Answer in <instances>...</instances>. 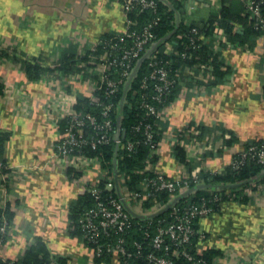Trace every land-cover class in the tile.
<instances>
[{
	"label": "built area",
	"instance_id": "obj_1",
	"mask_svg": "<svg viewBox=\"0 0 264 264\" xmlns=\"http://www.w3.org/2000/svg\"><path fill=\"white\" fill-rule=\"evenodd\" d=\"M111 1L118 3L123 10V31L103 36L93 42L91 48L76 54L74 69L70 73L61 70L62 62L46 65L55 71V81L63 90L58 99L61 108H54L57 114L51 117H55L59 129L51 165L70 179L81 182L82 193L93 198V203L80 211L77 222L81 238L93 250L91 264H108L103 257L109 255L111 258L117 256L121 264H129L133 258L141 259L145 264H177V259L180 264H205L202 242L207 235L199 226L200 222L197 225V220L217 212V207L225 202L241 204L245 196L248 201H263L264 185L253 183L244 187L239 181L228 187L208 185L203 172L226 171L225 168L215 171L209 166L201 169L195 164L196 158L202 160V145L190 133L198 137L201 127L191 123L178 131L173 142L174 149L181 146L189 153L185 161H179L178 174L171 176L159 168L163 144L157 137L166 130L176 86L181 88L182 84H187L200 94L202 71L205 82L214 78L211 66L197 62L193 67H176L173 59L166 55L174 51L187 59L191 56L188 51L201 47L202 40L213 41L214 47L224 43L230 46V41L220 26H215L213 34L207 36L202 33L201 26L191 20L201 0H176L181 8L174 11V20L180 22L184 13L186 17L182 20L190 28L188 51L184 52L176 51L174 37L166 40L171 34L164 39L156 32L161 20L159 2L163 1L171 11L175 8V0ZM261 3L262 0H246L245 14L249 13L255 25L263 30L259 37L264 40ZM147 13L150 14L145 18ZM187 15H190L188 19ZM144 64L146 72L140 78L139 87L133 89V82ZM22 67L24 70V65ZM85 86L89 93L83 91ZM131 91L136 99L129 98ZM8 92L15 94L11 89ZM85 96L100 109L97 113L76 107L80 97ZM24 107L28 111L26 104ZM127 111L136 115L135 121L129 123L130 131L123 125L130 119ZM156 124L162 125L163 130ZM185 135L191 136L190 143L189 138L184 141ZM109 144L115 145L113 166L106 163L104 156L90 152ZM141 145L148 147V153L129 170L123 169L118 163L123 157L120 149H125V155L132 157L139 152ZM172 152L175 154V150ZM251 161L264 164V142L237 148L228 166L239 170ZM16 173L18 170L0 157L2 181L8 185ZM134 177L138 179L134 181ZM208 187L226 189V196L215 193L209 199L201 196L197 202L187 199ZM16 208L10 206L14 212ZM72 224L68 228L74 230L75 223ZM12 226L4 215H0L3 237L8 238ZM133 230L140 233L139 238H131ZM3 243L1 239L0 246ZM221 256L229 261L228 264H234L227 249ZM3 261L0 256V262ZM15 261L8 264H16Z\"/></svg>",
	"mask_w": 264,
	"mask_h": 264
},
{
	"label": "crops",
	"instance_id": "obj_2",
	"mask_svg": "<svg viewBox=\"0 0 264 264\" xmlns=\"http://www.w3.org/2000/svg\"><path fill=\"white\" fill-rule=\"evenodd\" d=\"M198 5L191 20L202 26L218 13L222 0H201ZM124 28L123 10L111 0H0V50H16L20 58H36L44 65L61 62L63 56H76L104 35ZM240 29V25L234 28L242 33ZM214 48L230 66L224 80L217 87L211 86L202 71V93L182 84L172 101L168 124L160 138L163 152L159 164L171 176L178 174L181 161L172 152L173 142L187 123L202 126L198 137L190 133L202 145V160H194L201 169L209 166L221 170L229 165L234 150L264 139V40L258 36L241 47L220 44ZM22 65L11 54L0 56V131L7 135L2 154L18 170L8 185L0 178V209L8 203L17 206L0 256L3 260H20L28 245L40 237L49 252L61 256L67 264H91L92 248L81 236L71 235L68 228L70 205L82 193V183L51 165L59 139L58 123L51 117L57 114L54 108H61L58 99L63 90L55 81L53 69L36 82L28 80ZM10 89L15 94L9 93ZM82 89L90 91L86 86ZM217 127L234 132L238 138L234 149L224 146ZM185 136L184 141L189 138L190 143L191 136ZM199 222L210 244L230 251L234 264H264V200L225 202L220 212ZM215 260L229 263L223 256ZM108 264H120V260L112 256Z\"/></svg>",
	"mask_w": 264,
	"mask_h": 264
},
{
	"label": "trees",
	"instance_id": "obj_3",
	"mask_svg": "<svg viewBox=\"0 0 264 264\" xmlns=\"http://www.w3.org/2000/svg\"><path fill=\"white\" fill-rule=\"evenodd\" d=\"M174 9L171 11H168V6L163 2H159V14L161 15V20L159 25L157 26L156 32L159 38H166L168 34H171V37H167L166 40L173 39L177 42V45L175 47L176 51L184 52L188 51L186 48L189 41V31L190 28L187 27L185 22L180 19V22H176L174 20V11L179 10L180 3L176 0L173 1ZM262 10L264 12V0H262L261 3ZM246 0H222V7L218 11V13H213L212 17L205 22L201 26L202 33L205 35H211L215 31V26L218 25L221 28H223L226 31L227 37L230 41V47H241L245 43H250L251 39L254 37H258L262 34L263 30L260 29L255 25V20L250 18L249 13H246ZM150 13H147L145 15V18L149 16ZM236 25H240L242 30V33L236 32L234 30ZM110 35H113L111 33H108L104 35V37H108ZM163 44V43H162ZM222 46V44H221ZM223 46L229 47L228 44L224 43ZM191 53V56L187 59H183L179 54L175 53L174 51L171 52L169 55H166L167 58L173 59V64L176 67L179 66H188L193 67L195 63L202 62V65H207L212 67L213 71V77L209 84L212 86H218L219 83H221L224 79V75L226 72L230 70V66L226 64L222 59L219 58V51L215 49L211 44L206 43L204 40H202V46L188 51ZM13 55V58L16 60H21L24 65V70L26 72V75L28 78L32 80H38L41 75L46 72L47 70H50L46 65L40 62L36 58H29L28 56H24L20 58L18 56V53L16 50H13L12 52L6 51V50H0V56H9ZM176 60V61H175ZM62 64L60 66L61 70L65 73H70L74 69L75 65V56H63L62 57ZM263 67H264V56H263ZM146 72V64H144L139 72L138 78L133 82V89H137L139 87V81L141 76ZM180 86H176L173 94L172 99L175 97L176 93H178ZM263 93H264V82L262 87ZM3 91V85L0 81V93ZM129 98L136 99V97L133 95V92L131 91L129 93ZM78 109H84L85 111H92L97 113L100 109L96 107V105H93L89 102V98L80 97L79 102L76 106ZM128 115H130V119L123 122V125L129 128V123L135 121L136 115L135 113L127 111ZM158 128L162 130V125L156 124ZM202 128V126H200ZM218 128V127H217ZM216 130L221 132V137L223 139V144L225 147H232L236 143H238V138L235 136L234 132L232 130H227L224 128H218ZM161 132V131H160ZM130 134V133H129ZM7 135L4 132L0 131V157L6 161L5 157L3 156V140ZM158 139L161 138V136L157 137ZM264 142V139H258L254 140L252 142L247 143L244 145V147L249 146L251 144H261ZM139 152L136 155H133L132 157H128L125 154V149H120V155L123 156L121 159L119 158L118 163L123 169L129 170L131 167H133L135 164L139 163L143 157L148 153L149 149L145 145H141L138 148ZM92 154H99L101 156L105 157L106 163L110 166H113L114 163V152H115V145L109 144V145H103L100 146L97 151H90ZM175 155L178 160L185 161V150L180 146H175ZM8 162V161H6ZM225 173H215V172H203V177L205 179V182L208 185H220L222 187H228L231 186V184H235L237 181L243 182L242 186H247L253 183L256 184H262L264 185V164L258 163L257 161H251L248 162L245 166H243L239 170H234L230 166L225 167ZM76 174H73L75 176ZM134 181L138 179V177H134ZM226 189H215L212 190L210 187L208 189H201L198 190V192L189 198L188 200L192 202H197L199 197H206L209 199L213 194L220 193L223 196H226L225 193ZM248 197L245 196L242 199L243 203L248 202ZM93 203L92 196L88 195L86 192L81 193L79 198L75 200L70 205V218H69V225L72 226V223H75V229L71 230L69 229V233L74 236H81V230L77 224L78 217L80 211L82 209L90 206ZM216 207V204H214ZM221 211V207H217V212ZM0 215H4L8 222L13 224L14 223V217L15 212L10 209V204L8 203L4 208L0 209ZM203 218V217H202ZM199 221L197 220V223ZM199 225V223L197 224ZM200 226V225H199ZM206 233L207 238L205 241L202 242L203 245H205V248L202 252V259L205 262V264H217L214 260V258L221 256L222 250L220 248H216L215 246H212L208 239V233L204 230ZM140 233L137 230H133V234L131 238H139ZM3 239L4 242L6 241L7 237H3V235L0 232V240ZM194 241L197 243L198 238H194ZM106 259V261L109 263L111 260V256H105L103 257ZM11 260H5L3 262H0V264H8ZM100 259H98V262ZM16 264H67L66 261L59 255H54L53 253H50L48 248L46 247V244L44 241L40 238H36L35 243H31L28 245L24 256L20 260L15 261ZM177 264H180V261L177 259L175 260ZM121 264V263H120ZM129 264H145V262L138 258H133L130 260Z\"/></svg>",
	"mask_w": 264,
	"mask_h": 264
}]
</instances>
